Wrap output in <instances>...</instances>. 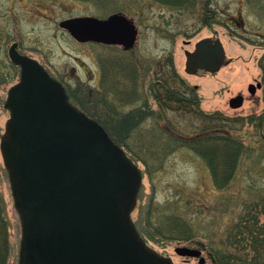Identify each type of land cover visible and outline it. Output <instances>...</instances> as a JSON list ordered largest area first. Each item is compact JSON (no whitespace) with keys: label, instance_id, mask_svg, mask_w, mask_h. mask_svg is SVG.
I'll list each match as a JSON object with an SVG mask.
<instances>
[{"label":"rangeland","instance_id":"rangeland-1","mask_svg":"<svg viewBox=\"0 0 264 264\" xmlns=\"http://www.w3.org/2000/svg\"><path fill=\"white\" fill-rule=\"evenodd\" d=\"M206 1L198 0L192 7L165 4L163 0H2L0 10V28L7 34L8 48L17 41L22 51L45 62L68 86L72 103L100 121L114 139L121 142L126 136L124 113H135L139 108L148 110V115L123 140L128 145V154L143 172L132 218L149 245L171 256L177 264H199L198 258L187 260L180 256L175 251L177 246H201L205 264H216L213 247L225 246L238 256L250 253L248 249L236 251L229 244L226 247L224 240L247 209L264 203V89L258 90L254 97L246 89L249 82L260 77L257 61L261 52H254L250 42L228 38L231 53L248 59L226 68L232 71L229 78L224 75L213 80L188 73L185 51L192 50L195 42L208 34L207 28L201 30L198 15ZM216 3L219 10H258L264 6V0H216ZM119 11L134 18L139 27L138 43L130 51L121 46L78 42L60 27V21L70 17L107 18ZM10 62L8 57L7 68L0 70L1 134L10 118V111L4 107L8 90L19 79L18 72L10 70ZM103 65L107 78L115 79L111 86H103L104 95L99 91ZM174 68L189 86L199 87L197 92L203 97L201 108L209 113L221 112L224 131L243 146L226 188L217 187L209 166L198 153L180 145L181 140L192 138L193 132L198 131L201 124L198 115L173 101L161 104L155 99L152 82L158 77H171ZM224 77L228 79L227 86ZM173 83L180 86L179 80ZM129 84L135 92L130 97L129 90L127 96L122 92ZM238 92H243L245 102L232 108L230 96ZM107 102L115 104L117 113L110 110ZM216 124L211 121V134L217 133V129L213 131ZM0 208L8 224L9 250L4 264H19L21 220L1 147ZM260 219L263 221L264 215ZM191 229L193 233L188 238ZM233 262L242 264L238 260Z\"/></svg>","mask_w":264,"mask_h":264},{"label":"water","instance_id":"water-1","mask_svg":"<svg viewBox=\"0 0 264 264\" xmlns=\"http://www.w3.org/2000/svg\"><path fill=\"white\" fill-rule=\"evenodd\" d=\"M60 26L80 42L126 50L139 36L134 19L123 12L75 16ZM207 42L188 52L187 72L198 67ZM217 55V61L224 57L222 47ZM10 56L21 66V77L5 103L10 118L1 151L21 220L19 264H177L147 244L132 218L143 184L138 164L71 102L64 85L37 59L21 54L16 44ZM230 104L242 106L243 96ZM175 251L206 262L199 248Z\"/></svg>","mask_w":264,"mask_h":264},{"label":"trees","instance_id":"trees-1","mask_svg":"<svg viewBox=\"0 0 264 264\" xmlns=\"http://www.w3.org/2000/svg\"><path fill=\"white\" fill-rule=\"evenodd\" d=\"M163 1L165 3L183 5L190 0ZM168 66L173 69L171 62ZM162 77L156 78L151 84V88L155 92V99L160 101L161 104L175 101L189 109L185 108V111L188 110V112L198 115L201 121L198 131L193 132L192 138L181 140L180 145L189 147L198 153L209 166L217 187L220 189L226 188L235 173L240 154L243 151L242 144L224 131L223 123L225 119L220 112L208 113L201 108L202 97L198 94L196 88L189 86L175 70L171 77ZM174 80H179L180 86L173 83ZM126 87H123V93H126V90H128ZM161 91H163V94ZM107 103L110 106V110L117 113L115 104L113 102ZM147 113L148 110L145 108H139L135 113L133 111L124 113L125 115L123 116L125 118L123 121L127 125L123 128L126 135L123 137V140L130 136L132 129L138 126L139 122L148 115ZM212 120L217 123L215 129L218 131L216 134H211L210 123ZM111 137L114 139L112 135ZM114 140L118 144L123 145L127 151L129 150L128 145L124 144L123 140L121 142L116 139ZM260 215H264L263 202L257 203L247 209L246 213L241 216V219L231 227L227 234L228 238L224 240L226 247L229 244L236 251L248 249L250 253H243L238 256L237 252L231 253L228 249L224 248L225 246L223 248L222 246L213 247V259L216 264H233L235 260L242 262V264H264V220L261 221ZM7 225V221L3 217L0 208V264L5 263V257H7L9 250ZM169 230L175 231V229ZM184 231L186 234L189 232L188 238H190L193 229L188 230V232ZM157 234L161 235V232L158 231Z\"/></svg>","mask_w":264,"mask_h":264},{"label":"flooded vegetation","instance_id":"flooded-vegetation-1","mask_svg":"<svg viewBox=\"0 0 264 264\" xmlns=\"http://www.w3.org/2000/svg\"><path fill=\"white\" fill-rule=\"evenodd\" d=\"M248 1H254V0H248ZM197 2L198 0H190L185 3L187 6L194 7L197 4ZM163 3L165 2L163 1ZM165 4L177 6V4H173V3H165ZM179 6H182V5H179ZM0 10H3L2 0H0ZM198 15L200 17L199 22H200L201 30L203 28H207L208 34L206 36L201 37L198 41H196L194 48L192 50L190 51L186 50L185 52L186 62L188 59V52L194 53L196 51H199L200 47H198V45L202 41L204 40L208 41L207 43H208L209 49L207 47V49L203 48L201 52L199 53L197 52L201 56V61L199 62L198 67L194 68L193 74L197 76H202V77L206 75V76H209L213 80L217 78H221L224 75L226 76V78H229L232 71L231 69L226 70V68H230L232 67V65H237V63L241 61H246L248 59L244 58V55L242 54H237V55L232 54L230 51L231 50L230 47L227 46L229 42L228 40L234 37L240 40L250 42L253 44L255 48L254 52L256 51L261 52L259 56V60L257 61L259 68L261 69L260 77L254 78L253 81L248 83L247 88H246L248 92L250 93V95L254 97L257 94L258 90L264 89V33H263L264 32V6H261L258 10H231L230 8H226V10H219L217 8L216 0H207L206 2L202 3V10H198ZM261 31L263 32L261 33ZM13 44H16V49L21 54L37 59L53 77L57 78L63 83L67 92L69 93V88L65 84V82L61 78L57 77L45 62L41 61L40 59L36 58L35 56L29 53L22 51L20 48V44L17 41L12 42L10 47L8 48L7 34L3 28H0V70H2V68H7V58L9 57L11 61L9 63V68L11 71H15V72L17 71L19 75V79H20L21 66L14 63L10 56V49ZM217 47L218 48L222 47L224 51V57L222 59L219 58V61H217L218 59L217 58L218 57ZM100 73H101V88L102 89L100 88L99 91L104 95V92H102L103 86L105 87L111 86L112 81H114L115 79L107 78L108 76L106 75V70H105L104 65L101 68ZM6 77L7 75L5 76V78ZM226 78L224 77V79ZM19 79L15 83H17ZM116 82H117V79H116ZM225 82H226L225 85L227 86L228 79L224 80V83ZM130 85L131 84H129V88H128L129 91L131 90V87H132V86L130 87ZM238 95L243 96V104H244L245 96L243 92H238L236 95L230 96L229 104H230V101L233 99V97L238 96ZM1 101L2 99L0 98V104H1ZM4 107H5V103H4ZM258 119L259 120L262 119V114L258 116ZM215 130L216 129L214 128L213 131ZM2 136L3 135L0 133V139L2 138Z\"/></svg>","mask_w":264,"mask_h":264}]
</instances>
